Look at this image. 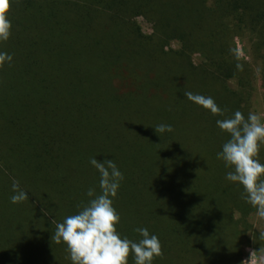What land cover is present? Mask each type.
Wrapping results in <instances>:
<instances>
[{
  "label": "trees",
  "instance_id": "trees-1",
  "mask_svg": "<svg viewBox=\"0 0 264 264\" xmlns=\"http://www.w3.org/2000/svg\"><path fill=\"white\" fill-rule=\"evenodd\" d=\"M10 5L11 35L0 41V53L12 56L0 66V264H72L51 236L91 199L89 188L99 194L90 158L111 159L122 172L116 228L133 241L137 228L158 237L163 255L151 264H239L256 209L225 178L230 169L217 153L229 136L216 121L250 112V67L234 42L246 32L264 96V0ZM187 91L212 97L224 115ZM160 124L173 130L155 133ZM258 159L264 164V145ZM13 180L27 200L11 203Z\"/></svg>",
  "mask_w": 264,
  "mask_h": 264
},
{
  "label": "clouds",
  "instance_id": "clouds-1",
  "mask_svg": "<svg viewBox=\"0 0 264 264\" xmlns=\"http://www.w3.org/2000/svg\"><path fill=\"white\" fill-rule=\"evenodd\" d=\"M10 6V0H0V41H7L11 35L12 24L7 18ZM6 61L11 62L12 56L0 53V66ZM236 67L243 70L242 64ZM184 96L213 115H224L212 97L190 91ZM216 125L229 136L217 153V159L230 169L225 175L226 180L242 186V199L256 209L255 215L260 220H264V179H261L264 164L258 159L264 145V118L255 112L250 111L245 117L241 111H236L230 117L218 119ZM154 130L155 133H164L173 129L170 125L160 124ZM89 163L99 173V194L89 188L86 195L91 199L78 206L77 213L56 223L51 239L66 246L72 264H128L130 254L134 256L135 264H151L155 257L163 255L158 237L151 235L147 228H137L135 231L141 239L133 241L122 238L116 228L120 216L113 207V198L124 179L122 172L111 159L100 161L90 158ZM12 190L11 203L28 199V194L20 190L18 181L13 180ZM261 238H264V233H261Z\"/></svg>",
  "mask_w": 264,
  "mask_h": 264
},
{
  "label": "rangeland",
  "instance_id": "rangeland-1",
  "mask_svg": "<svg viewBox=\"0 0 264 264\" xmlns=\"http://www.w3.org/2000/svg\"><path fill=\"white\" fill-rule=\"evenodd\" d=\"M136 23L144 33L151 32V24L141 16H136ZM235 49L239 57L248 62L250 67V93H249V109L251 112L260 114L264 118V96L260 87V64L259 61L253 60L250 49L247 32L243 37H235ZM169 46L177 47L175 40L169 41ZM229 84L234 86V81L230 80ZM256 212H251L247 216L248 227L245 233L241 236L239 242V264H264V239L261 238V233H264V220H260ZM237 216V213H235ZM0 219V226H1ZM254 252V255L251 253Z\"/></svg>",
  "mask_w": 264,
  "mask_h": 264
}]
</instances>
